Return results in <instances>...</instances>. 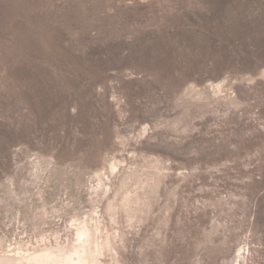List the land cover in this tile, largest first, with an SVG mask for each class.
Returning <instances> with one entry per match:
<instances>
[{"label":"rangeland","instance_id":"rangeland-1","mask_svg":"<svg viewBox=\"0 0 264 264\" xmlns=\"http://www.w3.org/2000/svg\"><path fill=\"white\" fill-rule=\"evenodd\" d=\"M0 264H264V0H0Z\"/></svg>","mask_w":264,"mask_h":264}]
</instances>
